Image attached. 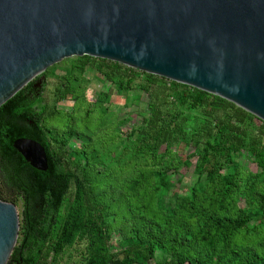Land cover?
I'll return each mask as SVG.
<instances>
[{"label":"trees","instance_id":"16d2710c","mask_svg":"<svg viewBox=\"0 0 264 264\" xmlns=\"http://www.w3.org/2000/svg\"><path fill=\"white\" fill-rule=\"evenodd\" d=\"M88 66L126 105L148 96L142 122L128 126L110 90L87 93ZM44 73L42 87L31 81L0 106V199L22 205L10 264H62L73 249L80 264H264V120L104 58ZM67 99L71 109L60 108ZM19 137L45 146L47 171L15 149ZM185 167L196 180L181 192L174 175Z\"/></svg>","mask_w":264,"mask_h":264},{"label":"water","instance_id":"95a60500","mask_svg":"<svg viewBox=\"0 0 264 264\" xmlns=\"http://www.w3.org/2000/svg\"><path fill=\"white\" fill-rule=\"evenodd\" d=\"M84 55L197 87L264 120V0H0V106ZM13 145L49 169L41 142ZM19 230L16 204L0 199V264H10Z\"/></svg>","mask_w":264,"mask_h":264},{"label":"rangeland","instance_id":"374dc122","mask_svg":"<svg viewBox=\"0 0 264 264\" xmlns=\"http://www.w3.org/2000/svg\"><path fill=\"white\" fill-rule=\"evenodd\" d=\"M64 72V71H63ZM62 72V73H63ZM60 73V74H62ZM86 75L87 77L91 80V84L90 87L87 91V93L92 97L94 96L95 92H100V91H111L112 92V106L113 109L118 112L121 116L123 117H128L127 119V124L129 125H133L134 123H140L142 122V119L144 117V112L146 110V105H147V101H148V96L146 94H144L141 98V101L137 104H133L131 103L130 105H126V97L122 94H118L115 86L112 85V83L108 80H101L99 78H101V74H99L94 68L88 66L87 70H86ZM55 82V77L52 78L49 82V85H47L45 87V91L44 93L47 94L48 91H50L53 88V84ZM50 102L52 101L51 98L48 99ZM60 108H63L65 110H69L71 109V107L73 106V101L70 99L67 100H62L58 103ZM137 109V111L140 114V116H138L137 114H132L131 112L134 109ZM146 113V112H145ZM142 115V116H141ZM76 145H80V143L77 141L75 143H73V146ZM243 161L246 162V167L256 171L257 165L255 163H253L250 159L247 158H243ZM182 176V179L180 182H178L177 186L178 189L181 192H185L188 190V186L191 184V182L196 180V175L193 172V168H181V170L176 173L174 175L175 179H179ZM16 204L18 213H19V217H20V221L22 219V205L20 201H16L14 202ZM18 241V240H17ZM160 256V252H158V255ZM81 261V254L80 252L76 251L75 249L71 250V253H68L63 260L62 264H80ZM117 264H120L119 262Z\"/></svg>","mask_w":264,"mask_h":264}]
</instances>
